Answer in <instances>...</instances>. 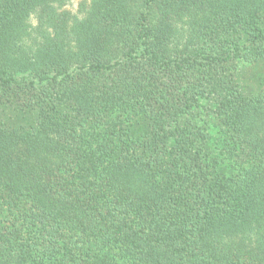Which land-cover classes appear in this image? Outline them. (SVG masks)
I'll use <instances>...</instances> for the list:
<instances>
[{"label":"trees","instance_id":"obj_1","mask_svg":"<svg viewBox=\"0 0 264 264\" xmlns=\"http://www.w3.org/2000/svg\"><path fill=\"white\" fill-rule=\"evenodd\" d=\"M0 264H264V0H0Z\"/></svg>","mask_w":264,"mask_h":264},{"label":"rangeland","instance_id":"obj_2","mask_svg":"<svg viewBox=\"0 0 264 264\" xmlns=\"http://www.w3.org/2000/svg\"><path fill=\"white\" fill-rule=\"evenodd\" d=\"M69 7L72 8V9H74L75 3H71Z\"/></svg>","mask_w":264,"mask_h":264}]
</instances>
